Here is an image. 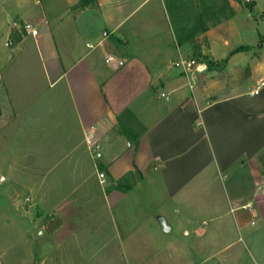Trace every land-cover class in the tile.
<instances>
[{
	"label": "crops",
	"instance_id": "0c3cea01",
	"mask_svg": "<svg viewBox=\"0 0 264 264\" xmlns=\"http://www.w3.org/2000/svg\"><path fill=\"white\" fill-rule=\"evenodd\" d=\"M233 10L184 33L173 29L164 0H0V183L15 186L0 200V220L9 239L23 240L29 217L36 237L25 234V252L37 251L39 264L94 263V245L118 243L113 216L150 206L167 230L193 235L202 250L224 240L204 261L264 264V245L253 254L239 234L247 215L264 231V44L253 48L264 27L246 42ZM24 21L36 36L13 27ZM193 51L220 68L170 66ZM107 54L123 64H108ZM130 122L138 137L126 136ZM87 135L98 139L99 159ZM15 253L9 263L21 264L23 252Z\"/></svg>",
	"mask_w": 264,
	"mask_h": 264
},
{
	"label": "rangeland",
	"instance_id": "374dc122",
	"mask_svg": "<svg viewBox=\"0 0 264 264\" xmlns=\"http://www.w3.org/2000/svg\"><path fill=\"white\" fill-rule=\"evenodd\" d=\"M170 1V4L168 3ZM252 1V0H251ZM250 1V2H251ZM227 0H164L166 14L168 15L169 20L175 30V27H183L182 31L184 33H194L195 30H199V32H203L205 28H209L210 26L217 25L222 19V17L226 18L231 14L230 9L227 5ZM258 10H264V0H257ZM253 5V4H252ZM246 3V0H232V9L236 7L238 12H240V27L239 30H242L245 34V41L248 42L253 38L252 33H256V30L264 27V21H261L262 14L256 11L253 6ZM249 13V14H247ZM246 16L247 21H246ZM260 22V23H258ZM262 36H258L256 38V46L253 48H258V44H264V39ZM261 38V39H260ZM263 42V43H262ZM189 57L187 58L194 59L197 63L200 61H205L208 63V67L211 68H220L219 63H214L209 60L206 54H201L199 52L193 51L189 53ZM185 57V56H183ZM217 66V67H216ZM206 71V69H205ZM129 128L133 130L132 132L126 133V136H139L141 132V128L135 123L130 122ZM121 131V129L119 128ZM124 132L126 130L124 129ZM26 158L22 159L23 162H27ZM31 165V164H30ZM31 168H36V166H30ZM41 167L45 169V166H39V171H41ZM4 169L6 167H3ZM5 173V170L2 172ZM244 172L242 174V179L246 178ZM95 178V176H94ZM104 182V181H103ZM102 182V183H103ZM251 185V183H248ZM63 187L60 190L63 192L65 190V183H62ZM84 188V184L81 185ZM80 186V187H81ZM15 186L13 183L2 182L0 183V200L3 202L4 192L13 191ZM80 188V189H83ZM225 189H223L224 191ZM145 194V193H144ZM27 195L25 189H22V193L20 197L22 198L23 207H27V203L24 201V196ZM25 200L29 203L31 201L30 197H26ZM147 200L145 196V201ZM34 200L30 204H32ZM5 203V202H4ZM3 206V205H1ZM37 207H32V211L34 212ZM39 209V207L37 208ZM176 209V208H175ZM42 210V209H41ZM154 209L149 207H144L143 211L136 209L134 207V211L130 213H119L116 217L113 216V228L112 234L116 236L117 244L114 245H94L93 249L96 250V255L94 258V263L91 264H196L198 260H203L207 255V250L209 251H217L222 250L224 244V240L216 239L215 244L213 241L212 246H207L206 249H203L198 245V242L193 238V235L186 237L181 230L172 228L171 230L163 229V220L161 217L157 215V212H153ZM174 210L172 206L171 211ZM19 212V209L17 210ZM45 211L43 210V213ZM162 215V214H161ZM164 214V216L168 221H171L170 217L173 216ZM208 216H205V220L207 222L210 220ZM228 214L222 215L219 218L220 223L225 221L227 224ZM201 217H199L200 219ZM26 223L23 225V240L9 239L8 231L3 230L2 222L0 220V264H12L9 263L8 260H13L18 256L16 251H22V263L21 264H39V255L37 251H35L34 257L26 250L27 244L25 243V238L27 232H32L33 237H36V232L32 228L31 222L29 223V217H25ZM230 220L231 215H230ZM253 220V223L250 221ZM167 221V222H168ZM169 223V222H168ZM210 222L209 224L211 225ZM259 220L255 217L247 215L245 219L244 225L242 224L241 232L239 233L244 242H247V246L249 247L250 252L255 254L256 247L259 245L262 247L264 245V238L262 233L264 231L258 230L261 229ZM94 228H89L84 232H93ZM110 232V231H108ZM248 232L250 234V239L252 237L251 242L250 239L244 237ZM4 233V234H3ZM30 234V233H29ZM261 235L262 238L259 239L258 235ZM7 236V238H6ZM245 238V239H244ZM101 239V238H100ZM99 239V240H100ZM225 239V237H224ZM96 241V240H95ZM257 241V243H255ZM7 242V245H6ZM116 242V241H114ZM255 244H254V243ZM16 243V245H12ZM3 245V247L1 246ZM5 246V247H4ZM255 246V247H254ZM11 249H6V248ZM2 249H6L7 251H3ZM42 254L45 256L47 252V247H42ZM31 254V256H30ZM246 254V253H245ZM247 255V254H246ZM195 256L198 258H195ZM37 259H36V258ZM221 257V255H220ZM18 258V257H17ZM18 260V259H17ZM214 259H210L208 261H201L198 264H212ZM88 263V264H90Z\"/></svg>",
	"mask_w": 264,
	"mask_h": 264
},
{
	"label": "built area",
	"instance_id": "2783aa9c",
	"mask_svg": "<svg viewBox=\"0 0 264 264\" xmlns=\"http://www.w3.org/2000/svg\"><path fill=\"white\" fill-rule=\"evenodd\" d=\"M13 27L17 30H19L20 33H25V34H31L33 36H36L38 33V30L30 23L27 21L24 22H13ZM12 43V40L9 38L6 40V45H10ZM105 61L108 64L114 63L118 66L123 64V61L121 59L115 58L113 55L107 54L105 56ZM171 67H177L181 69L183 72H187L189 70L197 69L199 70L200 64L197 63L194 59L190 58H185L181 57L179 59L173 60L170 62ZM258 90V87L250 91L251 94L256 93ZM162 96H167L164 93H161ZM93 128H91L88 133L92 132ZM86 143L87 147L92 155L93 158L99 159L101 157V149H100V143L98 139L93 136V135H87L86 136ZM99 182L102 183L105 180V174L103 171H98L97 172Z\"/></svg>",
	"mask_w": 264,
	"mask_h": 264
},
{
	"label": "trees",
	"instance_id": "16d2710c",
	"mask_svg": "<svg viewBox=\"0 0 264 264\" xmlns=\"http://www.w3.org/2000/svg\"><path fill=\"white\" fill-rule=\"evenodd\" d=\"M236 1H240V0H236ZM250 1L251 0H246V3L248 4V6L253 4V2L252 1L250 2ZM79 5L83 6V3H80ZM230 10H231V15H233L234 10L232 9V7H231ZM237 49H247V47L238 46ZM123 179H125V176L120 178V179H118V180H116L111 187L112 188H121Z\"/></svg>",
	"mask_w": 264,
	"mask_h": 264
},
{
	"label": "water",
	"instance_id": "95a60500",
	"mask_svg": "<svg viewBox=\"0 0 264 264\" xmlns=\"http://www.w3.org/2000/svg\"><path fill=\"white\" fill-rule=\"evenodd\" d=\"M163 227H164L165 230H167V229H166V226H163Z\"/></svg>",
	"mask_w": 264,
	"mask_h": 264
}]
</instances>
